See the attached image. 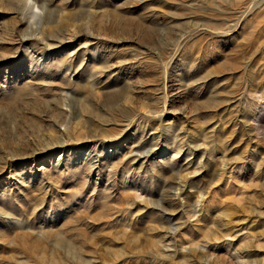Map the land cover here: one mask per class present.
Here are the masks:
<instances>
[{
    "label": "rangeland",
    "instance_id": "1",
    "mask_svg": "<svg viewBox=\"0 0 264 264\" xmlns=\"http://www.w3.org/2000/svg\"><path fill=\"white\" fill-rule=\"evenodd\" d=\"M0 264H264V0H0Z\"/></svg>",
    "mask_w": 264,
    "mask_h": 264
}]
</instances>
